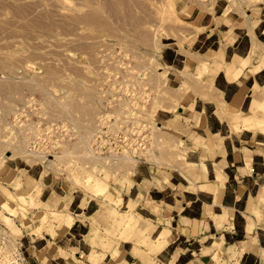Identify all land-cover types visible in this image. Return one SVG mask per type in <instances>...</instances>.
Listing matches in <instances>:
<instances>
[{"label": "rangeland", "instance_id": "1", "mask_svg": "<svg viewBox=\"0 0 264 264\" xmlns=\"http://www.w3.org/2000/svg\"><path fill=\"white\" fill-rule=\"evenodd\" d=\"M187 2L0 0V214L40 231L58 211L43 208L42 192L115 200L86 173L117 192L146 166L183 158L167 118L195 97L207 68L182 14ZM2 232L8 259L14 241Z\"/></svg>", "mask_w": 264, "mask_h": 264}, {"label": "crops", "instance_id": "2", "mask_svg": "<svg viewBox=\"0 0 264 264\" xmlns=\"http://www.w3.org/2000/svg\"><path fill=\"white\" fill-rule=\"evenodd\" d=\"M216 1L182 6L207 64L167 118L183 158L116 185L120 201L42 192L58 211L40 231L4 210L14 251L7 259L1 240L0 264H264V0Z\"/></svg>", "mask_w": 264, "mask_h": 264}, {"label": "bare ground", "instance_id": "3", "mask_svg": "<svg viewBox=\"0 0 264 264\" xmlns=\"http://www.w3.org/2000/svg\"><path fill=\"white\" fill-rule=\"evenodd\" d=\"M253 124V122L252 121H248V122H245V125L246 126H248V125H252ZM117 157V156H116ZM126 157L127 158H131L132 156L131 155H129V154H127L126 155ZM134 158V157H133ZM114 161V160H113ZM117 161V160H116ZM120 166V165H119ZM107 175V174H106ZM85 178H86V180H87V182L86 183H88L89 185H91L94 189H96V190H99V191H101L103 194H110V196H112V197H114V198H118V200L120 201V197H119V193L118 192H114V191H112L111 189H110V184H109V182L107 181V180H104V179H102L101 177H97L96 175L94 176L93 174H91V173H86V175H85ZM107 179V178H106ZM44 214H40V215H42L43 216V218L44 217H47L48 216V212L46 211V212H43ZM27 219H28V221H27V223L28 222H30V219L27 217ZM37 220H39V222H40V219H37ZM38 222V223H39ZM40 225V224H39Z\"/></svg>", "mask_w": 264, "mask_h": 264}]
</instances>
